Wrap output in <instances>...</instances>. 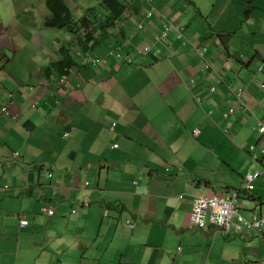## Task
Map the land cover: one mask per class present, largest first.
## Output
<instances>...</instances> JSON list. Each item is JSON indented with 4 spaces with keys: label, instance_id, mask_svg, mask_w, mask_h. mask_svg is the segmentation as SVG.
<instances>
[{
    "label": "crops",
    "instance_id": "crops-1",
    "mask_svg": "<svg viewBox=\"0 0 264 264\" xmlns=\"http://www.w3.org/2000/svg\"><path fill=\"white\" fill-rule=\"evenodd\" d=\"M63 1L75 19L103 11L101 0ZM120 1L122 18L89 52L99 60L82 65L75 55L65 82L48 65L75 33L45 32L56 28L46 25L47 0H11L7 17L0 5V264H207L219 231L189 226L192 193L242 189L243 174L264 163L229 166L243 181L222 186L216 168L193 158L205 121L264 143V0ZM164 24L172 27L156 41ZM236 206L264 214V174ZM245 236L260 243L232 264H264V230Z\"/></svg>",
    "mask_w": 264,
    "mask_h": 264
},
{
    "label": "built area",
    "instance_id": "built-area-1",
    "mask_svg": "<svg viewBox=\"0 0 264 264\" xmlns=\"http://www.w3.org/2000/svg\"><path fill=\"white\" fill-rule=\"evenodd\" d=\"M150 0H147L149 3ZM154 13V6L149 4V8H147L145 12V18L149 19L152 17ZM142 27L141 21L136 24V28L140 29ZM171 24H164L162 26V29L158 35L155 36V40L158 41L160 38L165 37L169 30L171 29ZM178 37H184L183 34V28H179L176 30ZM120 48H114L110 51L111 54H115L116 56H121V52L119 50ZM206 47H202V49L199 51V53L202 55V53L205 51ZM138 52H141L137 50ZM144 52H150L149 46H146L143 48ZM130 57H128L127 60L130 61ZM99 59L95 56H91L89 53L84 55L81 59L82 65H85L88 62L95 63ZM264 65V64H263ZM263 65L259 67V69H262ZM208 66V65H206ZM60 75L59 81L65 82L67 81V76ZM260 88L264 87V82H261L259 85ZM234 96L238 101H241V97L243 95V89L238 88L237 90L233 91ZM234 108L231 107L227 111L223 113V117L228 116L229 114L234 112ZM1 111L6 112L7 108L6 106L1 107ZM115 123L112 122V125ZM112 128V127H111ZM257 131L260 136L264 139V123L259 122ZM199 132L198 129H194L193 133L197 134ZM64 136L68 135V132H64ZM262 141V140H261ZM261 141L249 144L246 149H248V153L252 156V158L256 161L261 160L262 156H264V143H261ZM114 146H117V144H114ZM244 148V146H242ZM19 156V152L15 151L13 152V158L16 159ZM264 174V163L261 164V166L258 169L255 170H248L243 174L244 179V185L242 189H232L226 192H223L221 194H214V195H208L203 192L194 191L192 193V203L188 218L189 226L192 228H206L208 226L214 227L219 232H224L226 234H232L233 232H242L244 230H247L248 232L257 233L258 235H261V233L264 230V214L260 215H251V219H248L244 217L238 210L236 204L237 200L239 198V195L242 190H252L254 188V181ZM51 176V173L49 174ZM87 183V182H86ZM5 185L3 188H6ZM40 211H43L44 213L48 215H52L54 213V210L52 207H41ZM74 212V210H72ZM236 216V220H234V217ZM18 217V224L19 227H25L28 224V220L22 215V213L17 214ZM129 226H133L129 222V220H126L125 222ZM180 248V247H179ZM178 248V249H179Z\"/></svg>",
    "mask_w": 264,
    "mask_h": 264
},
{
    "label": "rangeland",
    "instance_id": "rangeland-1",
    "mask_svg": "<svg viewBox=\"0 0 264 264\" xmlns=\"http://www.w3.org/2000/svg\"><path fill=\"white\" fill-rule=\"evenodd\" d=\"M1 4H2V10L4 11L3 14L6 17L11 15V11L9 10V6H11V0H4L0 3V5ZM94 7H97V9L99 10L98 5ZM30 19L31 18H28V20ZM5 21L6 23H9L7 22L8 21L7 18H5ZM43 29L45 30V32L48 31L50 35H52L53 32L63 33L64 31L62 28H58V27L56 28H46L45 27ZM202 113L200 115V118L198 119L199 122L203 121V119L205 118V115ZM206 122L207 121H205L203 124V127L204 125L206 126V129H204V134H206V132H209V133L204 139V142L200 144L199 140L197 139L195 140L203 147L202 150L200 149L198 153H195L196 155H193L194 156L193 158L195 159V162H196L195 166H209L210 171L216 168L215 171L213 172L214 174H216L215 176L219 179L220 181L219 183L222 186L226 185L228 182H230L229 184L231 185L236 183V181L231 179L233 177L236 180L238 179L240 181H243V179L240 178L238 175L232 176V174H234V171L229 166H240V168H243V166H250V164H253V166L259 167V165L256 164V162H254V159L252 158V156L248 153V149H246L247 147L242 148V145L248 146L249 144L254 143L256 140L250 141L249 139H246V140L242 139L244 137L242 136V132L241 134L235 132V138H234V136L232 135L233 130H231L229 126H226L225 123H221V124L216 123L214 124L215 125L214 126L211 121L207 123ZM188 123L192 125V123H190V120H188ZM188 123H185V125H188ZM190 126H186L185 128L190 127ZM198 126L202 128L201 122H200V125ZM225 130H227V132H225ZM241 130L244 131L246 129L242 128ZM257 134H258V131H257ZM202 136L203 134L201 135V138ZM186 143L187 145H189V146H186L188 147V150H186L188 155H184V157L190 159L192 158L190 152L193 151V148L195 147V145L194 143L192 145V141L188 139H186ZM189 163L191 164V160H189ZM224 171L226 172V175L228 176L226 177L224 176ZM213 172H210V174H213ZM240 203H242V199L238 201V205H241ZM239 212L241 214L243 213L245 215L244 217L251 219V215H249L248 211H245L243 208H240ZM257 213L259 212L257 211ZM234 220H236V216L234 217ZM246 232L248 233L247 230H244L242 232H235V233L233 232L232 234H226L224 232L217 233L218 234V241H217L218 246L216 245V252L212 254L211 259L207 261V264H218V263L219 264L220 263L221 264H232L231 259L233 257L240 259L241 257L240 255L242 254V253L240 254V251L244 252L247 246L250 247L251 249L254 244L260 243L259 241L253 240L254 234L252 237L245 236ZM217 259L218 260L222 259V260L217 263Z\"/></svg>",
    "mask_w": 264,
    "mask_h": 264
},
{
    "label": "trees",
    "instance_id": "trees-1",
    "mask_svg": "<svg viewBox=\"0 0 264 264\" xmlns=\"http://www.w3.org/2000/svg\"><path fill=\"white\" fill-rule=\"evenodd\" d=\"M47 5L50 15L46 19V25L67 27L77 37L73 42L61 46V57L48 65V69L56 70L58 75L68 74L75 64L74 56L80 54L82 58L88 54L98 44V37L113 24H117L125 11V6L120 0H101V13L89 8L81 18L75 19L63 0H47Z\"/></svg>",
    "mask_w": 264,
    "mask_h": 264
}]
</instances>
